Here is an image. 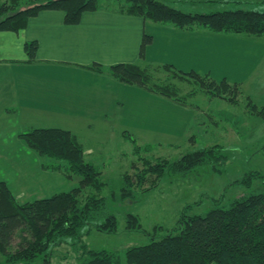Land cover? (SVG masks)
<instances>
[{
    "label": "rangeland",
    "instance_id": "374dc122",
    "mask_svg": "<svg viewBox=\"0 0 264 264\" xmlns=\"http://www.w3.org/2000/svg\"><path fill=\"white\" fill-rule=\"evenodd\" d=\"M162 1L191 12L235 8L264 11V0ZM99 2L117 7L123 3ZM252 36L232 34L234 41L227 43V47L228 50L238 47L252 54L257 59L255 63L244 65L243 58L237 55L234 61L221 65L224 68L212 74L217 80L225 77L230 83H239L242 94H237L235 102L196 92L186 98L192 105L188 110L185 105L137 84H124L122 94L115 101L77 105L91 110H84L83 114L72 112L69 115L73 117L67 119L55 113L56 117L53 115L50 120L34 121L37 127L71 129L82 143L85 160L99 168V177L106 182L98 194L106 198L107 210L115 214L118 228L107 232L87 225L84 231H88L81 241L89 248L114 251L119 256V264H127L128 246L145 244L174 232L183 212L204 214L215 204H226L261 185L259 179L253 180L250 186L238 182L249 171L257 170L264 175V117L253 114L247 102L249 98L257 106L264 104V34ZM158 75L164 79L163 73ZM181 86L190 88L186 83ZM131 138L136 140V145ZM21 143L22 146L12 143L0 146V180L16 192L20 201L49 196L78 185L79 176L67 177L64 167L50 166L58 161L26 146L23 138ZM216 143L222 145L225 161L199 165L184 175L165 171L153 186L154 175L145 174V182L136 186V174L144 169V159L153 163L159 158L173 161L188 151ZM125 174L134 181L135 194L124 201L113 199L112 193L119 192ZM84 190L83 194L96 192L91 188ZM129 212L138 217L139 228L126 226ZM81 241L68 240L69 243L51 247V264L79 263L83 259ZM40 262L42 256L36 261Z\"/></svg>",
    "mask_w": 264,
    "mask_h": 264
},
{
    "label": "trees",
    "instance_id": "16d2710c",
    "mask_svg": "<svg viewBox=\"0 0 264 264\" xmlns=\"http://www.w3.org/2000/svg\"><path fill=\"white\" fill-rule=\"evenodd\" d=\"M116 1L123 2L117 7L122 12L157 23L181 28L202 27L213 32L264 34V11L257 9L191 12L162 0ZM102 6L99 0H3L0 2V30L23 28L28 18L41 9H62L64 22L71 24L79 21L83 11ZM151 41L152 36L144 33L141 46ZM36 46L35 41L25 43L30 59L34 57ZM138 61L91 66L99 71L107 68L108 73L120 81L137 84L180 103L189 104L186 98L196 92L234 102L237 94H242L239 83H230L225 77L217 80L208 73L185 71L169 62L143 61L141 64ZM160 73L164 74V79L159 77ZM182 83L190 88H182ZM247 102L253 114L264 117V104L257 106L249 98ZM21 136L30 148L59 162L53 167H64L66 176L77 175L79 181L69 190L20 202L5 181L0 180V264H51V247L69 243L68 240L81 241L88 231H84L87 225L107 232L117 230L115 214L108 212L106 198L98 194L106 182L101 181L99 168L85 160L82 143L73 131L58 126L32 127ZM131 140L137 144L134 138ZM221 146L216 143L188 151L173 161L159 158L153 163L144 159V169L136 174V186L145 182L147 174L154 175L153 186L165 171L184 175L199 165L223 162L226 154ZM255 179L260 180V186L226 204H215L204 214L183 212L174 232L145 244L128 246L125 249L127 264H264V175L257 170L249 171L238 182L250 186ZM133 184L125 174L119 192H113L112 198L119 201L132 198ZM85 188L96 192L83 194ZM126 217L129 229L140 227L135 214L129 212ZM81 247L83 259L77 264H119V256L114 251L89 248L83 241ZM40 256L42 262L36 263Z\"/></svg>",
    "mask_w": 264,
    "mask_h": 264
},
{
    "label": "crops",
    "instance_id": "0c3cea01",
    "mask_svg": "<svg viewBox=\"0 0 264 264\" xmlns=\"http://www.w3.org/2000/svg\"><path fill=\"white\" fill-rule=\"evenodd\" d=\"M144 33L150 34L152 41L141 46ZM232 34L254 37L157 23L122 12L117 6L85 10L79 21L71 24L64 22L62 9H41L28 18L23 28L0 30V146H22L21 133L37 127L36 119L50 120L55 113L62 119L73 117L69 115L72 112L83 114L90 107L77 105L115 101L124 84L129 86L112 77L107 68L99 71L91 65L106 67L139 59L169 62L182 70L208 73L215 78L212 74L237 55L243 58L244 65L255 63L257 59L252 54L238 47L228 50L227 43L234 41ZM28 41L37 45L33 59L25 49ZM180 104L186 109L192 106ZM11 191L16 197V192Z\"/></svg>",
    "mask_w": 264,
    "mask_h": 264
}]
</instances>
